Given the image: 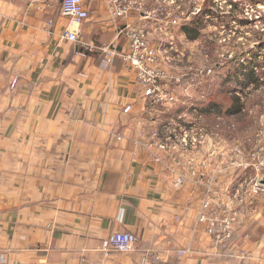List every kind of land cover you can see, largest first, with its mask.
<instances>
[{
  "label": "crops",
  "instance_id": "obj_1",
  "mask_svg": "<svg viewBox=\"0 0 264 264\" xmlns=\"http://www.w3.org/2000/svg\"><path fill=\"white\" fill-rule=\"evenodd\" d=\"M85 4L77 26L60 0H0V264H264V195L241 189L243 173L222 176L220 201L240 215L238 250L220 252L199 223L205 188H175L136 144L178 110L154 112L120 55L105 68L63 38L79 29L86 45L126 52L119 30L144 16L114 23L105 0ZM116 232L134 234L135 251H107Z\"/></svg>",
  "mask_w": 264,
  "mask_h": 264
},
{
  "label": "rangeland",
  "instance_id": "obj_2",
  "mask_svg": "<svg viewBox=\"0 0 264 264\" xmlns=\"http://www.w3.org/2000/svg\"><path fill=\"white\" fill-rule=\"evenodd\" d=\"M138 1H146L151 12L168 9L171 2H175V12L181 11L174 26L156 13L146 32L152 46L169 49V59L162 64L169 78L163 84L179 99L170 112L184 106L193 108L189 109L192 113L196 110V117L185 121L199 120L203 138L186 154L196 159L203 172L210 169L217 174L228 158L251 160L253 153L264 148V0ZM201 22L194 40L181 36L183 26ZM252 72L256 82L250 80ZM234 98L245 106L240 115L231 117L215 110L202 113L212 102L230 104ZM209 155L217 159L215 168H208Z\"/></svg>",
  "mask_w": 264,
  "mask_h": 264
},
{
  "label": "built area",
  "instance_id": "obj_3",
  "mask_svg": "<svg viewBox=\"0 0 264 264\" xmlns=\"http://www.w3.org/2000/svg\"><path fill=\"white\" fill-rule=\"evenodd\" d=\"M108 8L110 20L114 23L125 19L135 11L142 14V24L129 25L125 29L119 30V35H125L129 40V49L119 53L117 45H86L80 38L79 29H67L63 38L84 48L88 53L100 51L103 56V66L106 68L113 63V60L120 55L128 67L136 73L137 84L142 90L143 98L151 109L156 113L170 112L171 108L179 102L178 97L164 86V81L169 78L163 69L165 59L169 49L156 48L152 46L147 30L151 23V18L157 17L160 13L169 20L168 25H176L180 18V12H175L171 2L167 9H155L151 12L138 0H105ZM183 11V10H182ZM200 11L199 9L197 10ZM62 16L69 18L75 25L82 26L91 19L92 13L86 7L85 0H63L61 2ZM183 14V13H182ZM196 14L194 10L193 15ZM174 20V21H173ZM158 22L157 20H154ZM118 35V36H119ZM180 82V79H176ZM15 84H13V87ZM183 105V104H182ZM184 106V105H183ZM182 106V107H183ZM186 108L178 110V114L167 120L161 127L152 130L149 134L144 132L138 134L136 144L149 153V157L155 164L165 166L171 171L173 186L177 189L185 187L189 182L203 186L205 188L204 198L200 209L199 223L206 225V232L212 237L216 247L221 251L238 250L235 244V226L239 219L240 211L233 201L224 203L220 201L222 193L220 191L222 176L235 174L234 170L243 173L241 189L246 188L247 194L255 197L264 195V185L261 180L264 177V148L258 153H253L251 160H244L238 157L228 158L224 167L218 173L200 170L196 164V159H191L189 151L198 147V142L203 138L202 129L198 121L186 122L185 118L194 115L196 110ZM131 107L125 109L129 112ZM194 117H196L194 115ZM121 139V136L118 138ZM208 168L216 167L217 159L211 155L206 157ZM255 172V175H253ZM238 172L236 174H239ZM239 193L237 192L236 197ZM214 203H219L215 205ZM218 207V208H217ZM137 238L134 234L126 232H116L112 234L106 242V249L115 253H130L135 251ZM188 250L177 252V256L182 257ZM241 258L246 257L244 251H240Z\"/></svg>",
  "mask_w": 264,
  "mask_h": 264
},
{
  "label": "trees",
  "instance_id": "obj_4",
  "mask_svg": "<svg viewBox=\"0 0 264 264\" xmlns=\"http://www.w3.org/2000/svg\"><path fill=\"white\" fill-rule=\"evenodd\" d=\"M207 11H209L207 13H211L210 10H207ZM205 13H206V11H205ZM201 27H202V22L200 24H198V26L189 24V25L183 26L181 28V31L188 40H194L196 37L199 36ZM249 77H250L251 81L256 82V79H255L253 72L250 74ZM214 103L215 102H212L210 104V106H208L207 109H204L202 111V113L209 114L215 110V112H217V113H223V114H226V115H229L232 117V116L240 115L241 112L243 111L244 107H245L239 98L232 99V103H230V104H224L221 102H220V104H218V103L214 104Z\"/></svg>",
  "mask_w": 264,
  "mask_h": 264
},
{
  "label": "water",
  "instance_id": "obj_5",
  "mask_svg": "<svg viewBox=\"0 0 264 264\" xmlns=\"http://www.w3.org/2000/svg\"><path fill=\"white\" fill-rule=\"evenodd\" d=\"M61 2L63 1V0H60ZM261 183L264 185V177H263V179L261 180Z\"/></svg>",
  "mask_w": 264,
  "mask_h": 264
}]
</instances>
